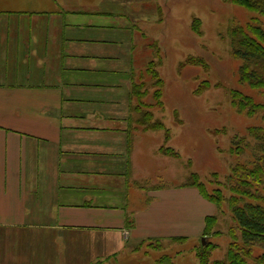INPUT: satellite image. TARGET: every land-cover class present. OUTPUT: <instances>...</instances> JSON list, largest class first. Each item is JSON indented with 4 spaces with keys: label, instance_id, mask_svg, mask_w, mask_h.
I'll return each instance as SVG.
<instances>
[{
    "label": "crops",
    "instance_id": "crops-1",
    "mask_svg": "<svg viewBox=\"0 0 264 264\" xmlns=\"http://www.w3.org/2000/svg\"><path fill=\"white\" fill-rule=\"evenodd\" d=\"M116 3L0 0V264H98L192 227L188 187L144 170L146 52Z\"/></svg>",
    "mask_w": 264,
    "mask_h": 264
},
{
    "label": "rangeland",
    "instance_id": "rangeland-1",
    "mask_svg": "<svg viewBox=\"0 0 264 264\" xmlns=\"http://www.w3.org/2000/svg\"><path fill=\"white\" fill-rule=\"evenodd\" d=\"M116 6L115 10L137 24L138 52H146L145 59L141 58L145 65L140 63L138 73V84L143 82L146 91L139 112L151 114L152 129L145 128V123L130 125L138 129L135 137L150 158L144 157V170L154 186L166 184L177 191L188 187L183 200L188 205L193 202L194 218L184 240H146L98 264H159L162 257L173 264H200L196 250L206 243L215 246L209 264L223 260L231 235L240 240V230L227 203L217 207L196 186L201 185L207 195L220 190L228 198L231 193L224 185L231 170L249 165L256 156V142L249 131L264 128V121L260 114L238 112L231 92L250 96L256 103H263L264 96L239 82L242 61L232 54L229 32L253 20L264 24V17L233 0H121ZM155 54L161 60L156 67L162 80L159 99L153 97L157 88L145 72ZM239 144L245 149L236 154ZM204 215L217 220L207 236L202 232ZM127 223L131 224L130 219Z\"/></svg>",
    "mask_w": 264,
    "mask_h": 264
},
{
    "label": "trees",
    "instance_id": "trees-1",
    "mask_svg": "<svg viewBox=\"0 0 264 264\" xmlns=\"http://www.w3.org/2000/svg\"><path fill=\"white\" fill-rule=\"evenodd\" d=\"M240 7L264 17V0H233ZM232 54L242 61L239 68V82L248 87L261 91L264 96V24L258 21L249 22L244 27L235 26L229 32ZM158 55V53H156ZM155 54V59L150 61L145 69L153 80L154 98L159 99L161 94L162 80L156 70L160 66V57ZM144 83H132L131 97H136V118H131V123H142L145 128L152 129L151 114L139 112L142 107V96ZM232 104L240 113L248 116L261 115L264 121V102L256 103L250 96L240 92H231ZM249 135L254 138L256 144L254 151L256 156L249 165H238L231 170V175L225 181L224 187L231 193L226 198L220 190L207 195L201 189L202 197L217 207L224 202L227 203L232 218L240 230V240L231 235V243L228 246L226 256L223 260L214 261L212 264H264V128H251ZM245 147L239 144L234 153L241 154ZM129 221V220H128ZM216 217H206L203 236L213 229ZM131 222V221H130ZM258 247L262 251L254 254ZM214 245L205 244L196 250V256L200 264H209V257ZM159 264H173L167 257L159 259Z\"/></svg>",
    "mask_w": 264,
    "mask_h": 264
},
{
    "label": "water",
    "instance_id": "water-1",
    "mask_svg": "<svg viewBox=\"0 0 264 264\" xmlns=\"http://www.w3.org/2000/svg\"><path fill=\"white\" fill-rule=\"evenodd\" d=\"M204 243V242H203Z\"/></svg>",
    "mask_w": 264,
    "mask_h": 264
}]
</instances>
